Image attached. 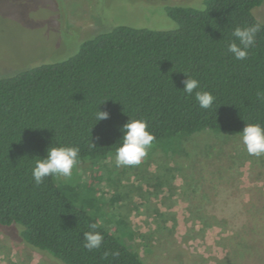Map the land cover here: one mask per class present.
Returning a JSON list of instances; mask_svg holds the SVG:
<instances>
[{"label": "trees", "instance_id": "trees-1", "mask_svg": "<svg viewBox=\"0 0 264 264\" xmlns=\"http://www.w3.org/2000/svg\"><path fill=\"white\" fill-rule=\"evenodd\" d=\"M261 3L166 4L172 28L117 22L81 39L66 58L0 74V225H19L25 243L63 264H145L99 221L100 208L89 202L92 190L53 177L36 185L32 166L52 143L78 146V162L98 168L121 143L120 128L129 118L145 120L154 143L177 142L200 129L239 134L245 123L264 126V22L252 10ZM256 23L262 27L255 46L245 60H235L227 52L233 29ZM186 77L215 96L211 109L184 94ZM96 105L108 119L95 123ZM90 223L104 237L91 251L83 246Z\"/></svg>", "mask_w": 264, "mask_h": 264}, {"label": "rangeland", "instance_id": "rangeland-1", "mask_svg": "<svg viewBox=\"0 0 264 264\" xmlns=\"http://www.w3.org/2000/svg\"><path fill=\"white\" fill-rule=\"evenodd\" d=\"M199 2L0 0V74L66 58L81 39L117 22L172 28L163 5ZM252 10L264 22V0ZM101 162H78L71 179L58 180L92 190L99 221L145 264H264V155H248L239 134L200 129L153 143L137 166L117 167L114 153ZM19 231L0 225V264H63Z\"/></svg>", "mask_w": 264, "mask_h": 264}, {"label": "clouds", "instance_id": "clouds-1", "mask_svg": "<svg viewBox=\"0 0 264 264\" xmlns=\"http://www.w3.org/2000/svg\"><path fill=\"white\" fill-rule=\"evenodd\" d=\"M261 27L259 23L236 26L231 34L234 39L227 44V52L235 60H245L249 49L256 44V36ZM199 88L198 79L186 77L183 80L184 94L188 96L194 94L195 101L201 109H211L216 100L215 96L208 91L198 90ZM257 95L262 94L258 92ZM98 105H96L95 123L109 117V113L106 110H100ZM120 131L122 132L121 143L114 152L115 165L132 167L141 164L156 139L155 135L148 130L147 122L143 119L129 118L121 126ZM239 136L248 155L255 157L264 155V126L259 123H245L239 130ZM89 147L95 148L96 145L90 141ZM79 156L78 146H56L51 143L46 148V155L37 159L32 166L31 176L34 183L40 185L45 178L49 177L71 179ZM88 227L89 231L83 233V246L89 251L99 249L104 237L97 231L96 223H90Z\"/></svg>", "mask_w": 264, "mask_h": 264}]
</instances>
